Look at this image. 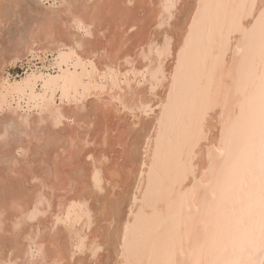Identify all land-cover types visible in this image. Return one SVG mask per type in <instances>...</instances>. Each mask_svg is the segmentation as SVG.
<instances>
[{
	"label": "bare ground",
	"instance_id": "obj_1",
	"mask_svg": "<svg viewBox=\"0 0 264 264\" xmlns=\"http://www.w3.org/2000/svg\"><path fill=\"white\" fill-rule=\"evenodd\" d=\"M253 3L260 0H54L36 10L24 45L42 66L10 78L6 66L20 56L2 57L0 114L15 113L21 136L14 158L16 136L1 115L0 241L8 244L0 264H166L178 251L190 264L249 254L259 261L262 188L251 138L261 45ZM73 17L91 36L70 27ZM201 116L202 144L220 147L229 129L234 143L223 171L205 175L212 144L193 161L196 180L217 193L208 206L189 203L182 155ZM190 208L199 210L195 224ZM242 208L251 209L250 223H238Z\"/></svg>",
	"mask_w": 264,
	"mask_h": 264
},
{
	"label": "snow or ice",
	"instance_id": "obj_2",
	"mask_svg": "<svg viewBox=\"0 0 264 264\" xmlns=\"http://www.w3.org/2000/svg\"><path fill=\"white\" fill-rule=\"evenodd\" d=\"M10 5H4L5 8ZM170 9L174 8V4H169ZM250 7L256 10L259 15L254 16L253 19H256L260 24V45H261V72H260V88H259V117H258V126L254 129V134L252 136L253 146H258L259 150V165H260V173H261V207H260V216H261V226L259 233V251H260V259L259 261H255L251 259V255L249 254V258L247 259H222L219 261H215L214 264H264V0H260L259 5L257 6L255 3L251 4ZM199 9H197L198 11ZM65 27H69V25H65ZM75 28L83 37L91 36L90 25L83 21L79 17H73L71 20V26ZM255 28V25H253ZM71 35V33H69ZM187 44V40L185 41ZM226 42L222 45V51L220 56L217 58L218 63L221 66L223 65V57L226 55ZM168 51L167 41L165 42L164 49L162 50L163 54H166ZM183 51V50H182ZM228 77L221 76L222 86L225 91V105L227 104V93L229 91V85L227 83ZM169 99H171V94L169 95ZM151 105H147L140 109V111L147 115L151 112ZM228 127L226 123V128ZM205 139V133L203 131V116H201L197 122V130L194 135H192L183 145H182V155L186 158L185 163V175L191 177V187L188 189L187 198L190 204L196 202L198 199L202 204L208 206L209 202L215 204L217 202L216 196L217 193L212 189L211 184L205 187L201 182L196 180V169L193 167V161H196L198 155L203 154V149L207 147L208 144H212V147L209 149L208 158L204 165L205 175H208L210 172H215L217 168H221L223 171V167L220 164V160L227 153L229 159L233 155L234 143L231 138V131L229 129L228 137L226 138L224 135L220 137V147H216L215 144L211 140L207 141L206 144H202L201 141ZM224 149V151H221ZM215 153H219V156L214 155ZM147 167V165H145ZM194 211L192 208L189 209L190 214H192V224L196 223V217L193 214ZM252 211L251 209L242 208L241 215L239 217L238 223L246 224L250 223L252 219ZM191 226V225H190ZM198 227H202V225H198ZM125 240H127V235L125 236ZM253 246L255 247V241H253ZM179 251L176 253L175 259H170L166 262V264H190L188 261L181 262L179 259ZM8 264H21L20 261H9ZM28 264V262H25ZM32 264H40L39 261L33 260Z\"/></svg>",
	"mask_w": 264,
	"mask_h": 264
},
{
	"label": "rangeland",
	"instance_id": "obj_3",
	"mask_svg": "<svg viewBox=\"0 0 264 264\" xmlns=\"http://www.w3.org/2000/svg\"><path fill=\"white\" fill-rule=\"evenodd\" d=\"M53 1L54 0H2V2H0V74L3 66V56L12 59L17 55L20 56L15 61L9 60L11 63L6 66L5 75H9L10 78H22L35 68L34 65L37 64L38 67L42 66L41 63L38 64L39 60H37V58H32L28 55L26 57L24 40L29 37L30 31L37 27L34 20L36 18V10L43 11L47 8L53 7ZM4 5L10 6L5 8ZM4 12H6V16L3 15ZM41 54L48 56L49 58L51 57L50 52H46L45 54L40 52V55ZM45 69L46 73L55 71L50 67H46ZM18 111L21 112L19 109ZM3 113L0 114V116L4 115L9 118L7 124L9 125L10 132L16 136V142L13 143L14 147L11 148V152L14 158H18L20 153H18L16 148L18 146L17 144L20 142L19 137L21 134L18 131L19 128L17 127V124L13 123L15 113L11 112L8 107ZM70 124H72L71 121ZM4 152L5 148L3 147V143L0 142V154ZM7 244V241L1 240L0 248ZM9 245H11L10 242Z\"/></svg>",
	"mask_w": 264,
	"mask_h": 264
}]
</instances>
